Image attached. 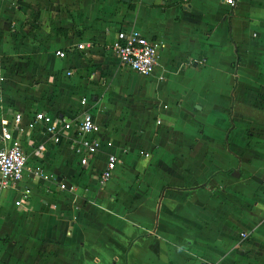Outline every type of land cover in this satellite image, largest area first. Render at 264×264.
<instances>
[{
  "label": "crops",
  "instance_id": "obj_1",
  "mask_svg": "<svg viewBox=\"0 0 264 264\" xmlns=\"http://www.w3.org/2000/svg\"><path fill=\"white\" fill-rule=\"evenodd\" d=\"M233 2L0 0V123L19 113L24 127L42 113L73 128L87 110L101 140L81 168L71 133L55 146L38 123L27 140L12 133L27 165L0 191V264H264V0ZM119 30L158 42L149 76L106 52ZM210 91L225 108L217 136L173 132L184 96L194 120ZM243 106L261 109V120ZM135 137L149 147L137 141L129 153L124 141ZM107 155L116 167L100 186Z\"/></svg>",
  "mask_w": 264,
  "mask_h": 264
},
{
  "label": "built area",
  "instance_id": "obj_2",
  "mask_svg": "<svg viewBox=\"0 0 264 264\" xmlns=\"http://www.w3.org/2000/svg\"><path fill=\"white\" fill-rule=\"evenodd\" d=\"M225 3L230 6L234 4L233 0H225ZM83 48L84 46L81 44L76 45L77 50H82ZM105 50L124 69L138 76L146 77L150 75L157 65L159 44L155 39L146 37L137 31L119 30L114 34V38L111 39ZM54 55L57 58H62L64 52L55 51ZM80 104L85 105L84 100H81ZM21 120L22 116L17 113L13 116L10 124L6 121L0 123V191L14 187L22 179L27 165V156L22 149L20 140L12 136L13 132L23 133L27 137L34 130L35 124L38 123L42 126L43 133L47 136L46 143L53 146L61 142L64 133H71L69 138L70 148L73 155L77 157V164L81 168L88 166L89 162L100 151L99 126L92 120L87 110L82 111L80 119L75 122L73 128H71L70 122L63 118L50 117L42 113H34L24 127L20 126ZM41 147L37 146L35 151H41ZM116 162L117 158L115 156H106L103 168L95 174V179L100 186L110 179L115 170ZM33 176L38 177L39 175L34 172ZM262 183H264V180H262ZM57 189L74 190L72 186L67 187L62 182L57 184ZM28 194L29 190L27 189L20 191L19 199L14 202V205H22ZM240 236L243 238L244 234L241 233Z\"/></svg>",
  "mask_w": 264,
  "mask_h": 264
},
{
  "label": "rangeland",
  "instance_id": "obj_3",
  "mask_svg": "<svg viewBox=\"0 0 264 264\" xmlns=\"http://www.w3.org/2000/svg\"><path fill=\"white\" fill-rule=\"evenodd\" d=\"M55 61V63L57 62L56 60H52ZM59 62V61H58ZM52 63H50L51 66ZM54 71H59V73H61V70H54ZM128 81H130V78H127ZM133 81H130L129 83H132ZM139 83L142 85L143 83V79H139ZM178 88L180 89V86L178 85ZM185 92H181V91H177L175 92V95L177 97L183 98ZM215 93V92H214ZM212 91H210L209 94V106L208 108L204 109L201 113L200 112H196V118L194 120H190L186 117V110L188 109L187 107L189 106V104H186V99H187V94L184 96L185 98L183 99V103L185 105H183L182 109L184 110V114L176 117L175 118V122L174 124L171 126L170 129H172V131H181L184 132L183 135L185 137H189L191 136L190 133H195L196 129L201 127V130L203 131H214L213 132V138H215L217 135V132H219L218 128L221 127L220 125V121L223 122V118L225 117V115L223 116V102L221 100V98L215 96ZM170 98L168 99L170 101L171 99V94H169ZM174 96V95H173ZM264 97V94L262 95V98ZM153 108V106L148 105L147 108L145 107V110L148 111L149 109L151 110ZM144 110V109H143ZM181 112V110H178ZM241 112L243 115L249 116L253 119V121L255 120H261L262 115H263V111L261 109H258L257 107L254 106H250V107H245L243 106L241 109ZM162 114H164L167 117H172V115H175V110H172V112L170 111L169 113H165L162 112ZM173 118V117H172ZM165 119V118H163ZM226 122L227 119H225ZM166 124H163V126L161 128H159L158 131H165L166 129ZM153 136V135H152ZM157 136V135H154ZM163 138L166 137V135H162ZM139 144L142 146V149L148 148L150 142L146 141L144 142V140L141 138H133L131 139V144L128 143V141H124L126 143V146L129 147V150L131 152H133ZM142 141V143H140ZM158 141V140H157ZM13 200V199H12ZM3 210L4 212H12L13 208L11 206V197L9 199H6L3 203Z\"/></svg>",
  "mask_w": 264,
  "mask_h": 264
}]
</instances>
